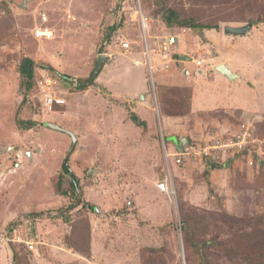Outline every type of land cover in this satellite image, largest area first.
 <instances>
[{
    "label": "rangeland",
    "instance_id": "obj_1",
    "mask_svg": "<svg viewBox=\"0 0 264 264\" xmlns=\"http://www.w3.org/2000/svg\"><path fill=\"white\" fill-rule=\"evenodd\" d=\"M134 2L0 0V232L18 227L36 241L35 252L0 244V264H264V100L254 111L248 103L207 109L204 92L193 90L209 74L195 76L191 61L227 62L251 87L258 89L261 77L264 85V45L240 64L203 38L211 30L256 36L264 0H141L152 41L176 34L187 52L180 58L190 60L169 69L155 62L154 84L142 49L125 54L112 42L118 27L138 40L136 27L119 22ZM247 24L253 28L244 36L225 33ZM37 30L51 34L37 37ZM107 53L106 69L85 85ZM24 58L35 63L28 95ZM250 63L258 69L249 71ZM48 95L66 102L50 108ZM45 123L76 135L68 161L76 182L62 167L72 138ZM242 123H250L257 143L237 154L204 155ZM185 138L190 143L178 149ZM190 146L195 150L179 163L176 154ZM167 175L173 198L158 189Z\"/></svg>",
    "mask_w": 264,
    "mask_h": 264
},
{
    "label": "built area",
    "instance_id": "obj_2",
    "mask_svg": "<svg viewBox=\"0 0 264 264\" xmlns=\"http://www.w3.org/2000/svg\"><path fill=\"white\" fill-rule=\"evenodd\" d=\"M134 3V7L130 8L131 11H129L128 13L126 12L124 14V19H120L119 22L121 21L124 26L133 25V27H136V30L138 32V40L140 41V47L142 49V53L144 54L146 65L148 66L149 73L154 84L155 62H158L162 68L169 69L173 64H187V62H189L190 60H184L180 58V55L176 57V55L178 54L174 53V48H176V46H178L180 42L178 35H168L164 38L152 41V19L145 14L141 5V0H135ZM122 17L123 14L121 18ZM48 34L50 35L51 33L48 31H36L37 37L45 36ZM115 34H118V36L115 35L114 38H112V42L116 38L118 47H120V49L124 53L130 54L135 50L136 45H134L132 41L126 35H124L121 27H118V30L115 32ZM191 61L194 65L193 73L195 76H205L211 71L215 70V67H213L210 63L207 66V61L205 59L193 58L191 59ZM46 84L51 85L52 78L49 77L48 79H46ZM65 102L66 100L64 98H57L48 95L45 100V105L51 108L54 104L63 105ZM239 128L240 129L232 136L233 138L226 140L224 143H221V141L218 140L214 144L208 145L207 149L205 147L203 151L204 155L208 157L209 155H212V158L214 159V155L220 156L219 151L223 154H226L227 152L237 154L239 152L245 151L250 145H253L254 143H257L259 141L252 136V128L250 126V123H242L240 124ZM190 150L194 151L195 149L193 146H190L186 148V152L176 154L179 163L182 162L184 156H190ZM209 151H213L214 154H211L212 152ZM198 154L200 155L202 154V152ZM158 189L161 192L167 193L170 198H173L176 193L174 182L169 175H167L162 182L158 183ZM25 235L26 234H23V232H21L18 227L14 228L9 233L0 232V244H24L28 250H30L31 252H35V239Z\"/></svg>",
    "mask_w": 264,
    "mask_h": 264
},
{
    "label": "crops",
    "instance_id": "obj_3",
    "mask_svg": "<svg viewBox=\"0 0 264 264\" xmlns=\"http://www.w3.org/2000/svg\"><path fill=\"white\" fill-rule=\"evenodd\" d=\"M75 20H79V22H81L82 20H84L86 22V19H81V16L79 17H74ZM91 21V20H90ZM89 20H87V22H90ZM263 28L261 29L262 32H260L259 34H256V36L253 35V33H251V38L250 37H237V38H231L230 36H227L223 33H219L215 30H211L206 32V34H203V38H207L210 43H203L206 46H211L212 49L215 50L216 53H218L219 51H221V47L226 48L228 54L233 57L236 58V60L238 62H240V64H246L248 62H250V58L252 55L254 56L253 60H255L254 58H256L257 56V52H261L263 45H264V25L262 26ZM255 31V29H254ZM199 39L202 40V36L198 35ZM196 37V39L198 38ZM255 42L253 41V38ZM180 38V36H179ZM233 39V40H231ZM132 43L134 45H136L135 50L132 53H135L137 51L138 48L140 47V41H134L131 40ZM196 41V40H195ZM254 42V43H253ZM221 45V47H220ZM109 46V45H108ZM110 50H111V45L109 46ZM118 47V45H117ZM120 49V47H118ZM256 50V51H255ZM121 52H123L120 49ZM182 53H187L185 52L183 45L181 44V40L178 44V46H176V48H174V53L178 54L181 56L180 52ZM130 53V54H132ZM127 54V53H125ZM102 55V54H100ZM108 57L111 54H106ZM178 55H176V57H178ZM110 60V58H109ZM109 62V61H108ZM139 62L135 61V64L138 65ZM223 63V62H222ZM221 64V63H220ZM220 64H216L215 70L211 71L209 73V77H206L204 79H202V81L200 82L199 86L194 88V92L193 94L200 97V93H202V91L204 92V94H202L201 97H203L205 100L207 101V109H211L212 107L215 106V108H226V107H235V108H239L243 105H247V109L248 111H254L256 109V106L258 105L257 103L259 102V100L263 99L264 100V85L260 84L261 83V78L259 79V81L257 82V84H255L258 89L255 87H251L250 84L251 83H247L245 80V75L243 71H237L235 69V67H233L232 64L230 63H223L225 64L228 69L237 76V78L235 80H229L227 77H225L223 74H221L220 72H218L216 70V66L220 65ZM258 64L256 63H250L248 67H246L249 71L253 72V70H257ZM107 67V64L105 65V67L103 68V70H105ZM131 69L135 70L138 69L141 71V68L139 67H134L131 66ZM245 69V70H247ZM132 70V71H133ZM139 71V72H140ZM133 73V72H132ZM64 75V74H62ZM100 75V74H99ZM133 75V74H132ZM205 75V76H207ZM92 76V74H91ZM73 77V76H70ZM58 78V77H57ZM74 78V77H73ZM91 78V77H90ZM154 78H155V74H154ZM75 79V78H74ZM134 79V77H133ZM65 80V79H64ZM95 81V80H94ZM93 81V82H94ZM71 82V81H69ZM72 83V82H71ZM75 83V81H74ZM133 83V82H132ZM253 85V83H252ZM200 87V89H199ZM207 90V91H206ZM142 93V92H141ZM140 93V100L141 101H146L147 102V94ZM141 96H144V99H141ZM210 98H209V97ZM215 99V100H213ZM238 105H240L238 107ZM228 109V108H226ZM143 115H147L146 114V110L143 111ZM149 115V114H148ZM147 117V116H146Z\"/></svg>",
    "mask_w": 264,
    "mask_h": 264
},
{
    "label": "water",
    "instance_id": "obj_4",
    "mask_svg": "<svg viewBox=\"0 0 264 264\" xmlns=\"http://www.w3.org/2000/svg\"><path fill=\"white\" fill-rule=\"evenodd\" d=\"M252 28H253L252 24H247L246 26H241V27H237V28H233V27L228 26L225 28V33L236 35V36H244L248 32H250V30ZM108 61H109V57L106 54L99 55V57L97 58V62H96V68H95L94 72L92 73L91 79L85 85L92 83L94 80H96L98 78L99 74L102 72L103 68L105 67V65L107 64ZM216 70L218 72H220L221 74H223L225 77H227L229 80H235L237 78V76L235 74H233L225 64H220V65L216 66ZM141 99H144V96H141ZM44 126L47 128H50L54 131L65 133L72 138V146L70 148L69 154H68L66 161H65V163L68 164L69 157L73 153L75 146L78 142L76 135L73 132L66 130V129H64V128L56 125V124H53V123H45ZM189 143H190V140L188 138H185V139L181 140L180 142L176 141V145H177L178 149L183 148L184 146H186ZM69 174H70L72 180H74V182H76L75 181L76 177H75L74 173L71 171V169L69 171Z\"/></svg>",
    "mask_w": 264,
    "mask_h": 264
},
{
    "label": "trees",
    "instance_id": "obj_5",
    "mask_svg": "<svg viewBox=\"0 0 264 264\" xmlns=\"http://www.w3.org/2000/svg\"><path fill=\"white\" fill-rule=\"evenodd\" d=\"M217 29V28H216ZM34 66H35V63L32 59L30 58H24L23 61H22V64H21V69H20V73L26 78V87H23L22 88V91L25 93V95H28L30 93V90L32 88V83H33V70H34ZM51 69V68H50ZM52 72H54L57 76L59 77H62L63 79L67 80V81H71L72 83H74L75 79L70 77V76H67V75H62L61 73L51 69ZM82 86V85H81ZM84 86H82L81 88H84ZM133 120L135 122L138 121V117L134 116L133 117ZM19 124H24L26 126H30L32 125V123H25L23 121H19ZM143 125H144V122H143ZM63 167V170L69 174V171H70V168H69V165L67 163H63L62 165Z\"/></svg>",
    "mask_w": 264,
    "mask_h": 264
}]
</instances>
